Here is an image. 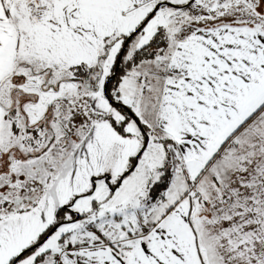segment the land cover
<instances>
[{
  "label": "snow or ice",
  "instance_id": "1",
  "mask_svg": "<svg viewBox=\"0 0 264 264\" xmlns=\"http://www.w3.org/2000/svg\"><path fill=\"white\" fill-rule=\"evenodd\" d=\"M0 264H264V0H0Z\"/></svg>",
  "mask_w": 264,
  "mask_h": 264
}]
</instances>
